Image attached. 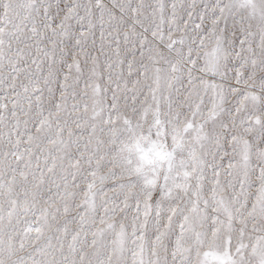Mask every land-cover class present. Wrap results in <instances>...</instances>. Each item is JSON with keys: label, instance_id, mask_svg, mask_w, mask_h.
I'll return each instance as SVG.
<instances>
[{"label": "snow or ice", "instance_id": "snow-or-ice-1", "mask_svg": "<svg viewBox=\"0 0 264 264\" xmlns=\"http://www.w3.org/2000/svg\"><path fill=\"white\" fill-rule=\"evenodd\" d=\"M0 264H264V0H0Z\"/></svg>", "mask_w": 264, "mask_h": 264}]
</instances>
